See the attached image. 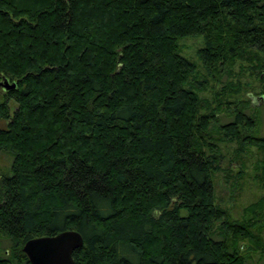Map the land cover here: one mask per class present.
<instances>
[{"label":"trees","instance_id":"1","mask_svg":"<svg viewBox=\"0 0 264 264\" xmlns=\"http://www.w3.org/2000/svg\"><path fill=\"white\" fill-rule=\"evenodd\" d=\"M3 79L0 264L68 229L74 264L264 260V192L233 215L214 189L264 155V0H0Z\"/></svg>","mask_w":264,"mask_h":264},{"label":"rangeland","instance_id":"2","mask_svg":"<svg viewBox=\"0 0 264 264\" xmlns=\"http://www.w3.org/2000/svg\"><path fill=\"white\" fill-rule=\"evenodd\" d=\"M182 47V54L188 58L195 60L194 50L199 46L198 38H183L180 40ZM221 76L220 79H222ZM209 95L208 92H206ZM223 107H226L225 104H222ZM250 108L246 109L247 113H251L255 116L257 125H256V134L264 137V106L263 101L259 96L252 97V102L250 103ZM229 119L224 115V111L219 114V122H224ZM233 145L229 147L232 149ZM252 154H245L243 158L244 166L243 172L240 175L235 174L237 166L232 168L230 174L223 178L220 174L214 179V189L215 194L218 198L223 201L225 207L231 209L230 212L235 215L239 212L240 208L254 200L257 196L264 192V181H260V160L264 163V155L261 153L257 154L254 148H251ZM12 155L8 152H0V172L9 173L11 167ZM2 242L0 243V250L2 249ZM2 251H0L1 255ZM259 264H264V260H260Z\"/></svg>","mask_w":264,"mask_h":264},{"label":"water","instance_id":"3","mask_svg":"<svg viewBox=\"0 0 264 264\" xmlns=\"http://www.w3.org/2000/svg\"><path fill=\"white\" fill-rule=\"evenodd\" d=\"M0 85L11 88L15 83L3 79ZM82 244L81 234L77 230L68 229L54 235L31 238L23 244L22 251L29 264H74L72 254Z\"/></svg>","mask_w":264,"mask_h":264}]
</instances>
